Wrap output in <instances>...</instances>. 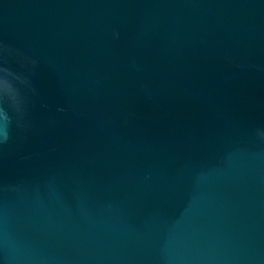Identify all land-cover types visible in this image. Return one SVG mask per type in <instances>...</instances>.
Here are the masks:
<instances>
[{"label":"water","instance_id":"1","mask_svg":"<svg viewBox=\"0 0 264 264\" xmlns=\"http://www.w3.org/2000/svg\"><path fill=\"white\" fill-rule=\"evenodd\" d=\"M0 264H264V0H0Z\"/></svg>","mask_w":264,"mask_h":264}]
</instances>
